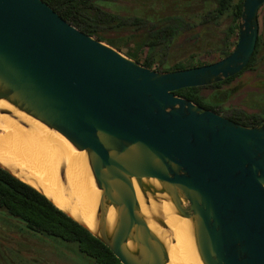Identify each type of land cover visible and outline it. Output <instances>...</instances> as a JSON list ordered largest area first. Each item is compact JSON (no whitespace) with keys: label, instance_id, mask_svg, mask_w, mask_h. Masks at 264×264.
<instances>
[{"label":"water","instance_id":"obj_1","mask_svg":"<svg viewBox=\"0 0 264 264\" xmlns=\"http://www.w3.org/2000/svg\"><path fill=\"white\" fill-rule=\"evenodd\" d=\"M264 0H243L232 51L157 71L77 29L42 0H0V101L83 151L100 191L94 228L121 264H167L161 206L190 224L202 264H264V119L242 125L174 91L222 81L255 49ZM24 127L12 110L0 107ZM65 161L57 166L66 183ZM18 171L17 169H15ZM136 190L147 213L142 212Z\"/></svg>","mask_w":264,"mask_h":264},{"label":"trees","instance_id":"obj_2","mask_svg":"<svg viewBox=\"0 0 264 264\" xmlns=\"http://www.w3.org/2000/svg\"><path fill=\"white\" fill-rule=\"evenodd\" d=\"M42 1L47 3L59 16L77 29L100 41H106L108 45L118 51L119 48L114 45L115 42L107 37V33L111 31L118 33L121 30H126V34L121 36V38L125 39L126 44H129L132 48L129 54L126 55L137 61L135 58L137 52L145 49L147 59L141 65L148 68L152 64L151 56L157 51L161 43H165L168 46L181 33L182 29L186 26L193 27L190 25L185 12L181 11L176 12L172 17H166L162 20L164 22L161 23L159 20L154 21L150 17L136 14L139 10L138 7L135 8L136 12L131 11L130 15H122L118 10L119 7L113 0ZM184 1L188 4L199 2L203 5L205 12L197 22L199 25L214 23L222 16L227 17L228 23L223 31V36L207 45V53H209L210 57L215 56V60H200L196 57L197 55L192 54L184 60L177 61L162 70H155L172 71L208 64L227 56L236 43L238 34L237 23L241 15L243 0ZM263 5L264 3L261 7ZM177 8H180V6H177ZM261 18L264 24V12ZM138 30L139 33H137ZM260 46L261 39L258 35L255 49L246 66L233 76L207 85V87L214 89L212 94H201V89L206 86L181 88L174 91V94L187 98L206 109L220 113L217 106L213 105V102L214 104L221 103L228 99L229 94L225 91V97H219L218 94L220 93L217 90L219 85L228 84L234 78L250 70L252 65L257 61ZM223 116L246 126H253L261 121V119H255L254 117L245 121L232 114H223ZM0 210L8 216L19 219L29 231L53 236L66 242H72L80 254L91 258L92 264H121L108 247L57 208L45 195L1 167Z\"/></svg>","mask_w":264,"mask_h":264},{"label":"rangeland","instance_id":"obj_3","mask_svg":"<svg viewBox=\"0 0 264 264\" xmlns=\"http://www.w3.org/2000/svg\"><path fill=\"white\" fill-rule=\"evenodd\" d=\"M113 1L119 7L118 10L122 15H130V12H136L135 8L138 7L139 10L136 14L150 17L154 21L159 20L161 23L166 17L174 16L176 12H185L190 25L193 26H186L182 29L181 33L168 46L161 43L151 56L150 69L162 70L192 54L197 55L196 57L200 60H215V56L210 57L206 49L212 41L223 36V31L228 23L226 16H222L214 23L199 25L197 22L205 12L203 5L199 2L188 4L184 0ZM263 12L264 5L258 11V35L261 39V46L257 61L250 70L245 71L228 84L219 85L217 89L221 98L225 97V91L229 94L227 100L217 104L213 102L221 115L232 114L245 121L251 117L264 119V24L261 18ZM126 32V30H121L118 33L111 31L107 33V37L115 42L114 45L119 48L120 53L128 57L126 54H129L132 48L126 44L125 39L121 38ZM234 39L236 38L234 37ZM103 42L106 43V41ZM135 58L139 64L144 63L147 59L146 50L138 51ZM213 92L214 89L211 87L206 86L201 89L202 95ZM0 264H92V260L90 257L80 254L72 242L29 231L19 219L8 216L0 210Z\"/></svg>","mask_w":264,"mask_h":264},{"label":"bare ground","instance_id":"obj_4","mask_svg":"<svg viewBox=\"0 0 264 264\" xmlns=\"http://www.w3.org/2000/svg\"><path fill=\"white\" fill-rule=\"evenodd\" d=\"M0 107L12 110L28 125L26 128L12 117L0 114V162L39 188L59 208L79 217L89 228H94L100 191L95 186L85 153L73 148L59 133L15 111L6 102L0 101ZM61 159L66 164L64 185L57 175ZM136 194L142 212L146 214V207L137 190ZM161 209L167 231L164 233L153 224L150 226L165 239L169 257L167 264H202L194 247L190 224L174 214L169 204L163 203Z\"/></svg>","mask_w":264,"mask_h":264}]
</instances>
